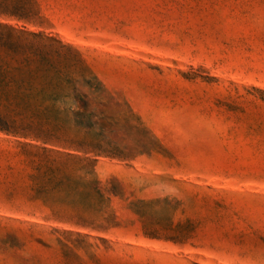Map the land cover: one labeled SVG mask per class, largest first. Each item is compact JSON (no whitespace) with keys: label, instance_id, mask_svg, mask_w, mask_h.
<instances>
[{"label":"rangeland","instance_id":"374dc122","mask_svg":"<svg viewBox=\"0 0 264 264\" xmlns=\"http://www.w3.org/2000/svg\"><path fill=\"white\" fill-rule=\"evenodd\" d=\"M14 1L67 98L0 117V264H264V0Z\"/></svg>","mask_w":264,"mask_h":264},{"label":"trees","instance_id":"16d2710c","mask_svg":"<svg viewBox=\"0 0 264 264\" xmlns=\"http://www.w3.org/2000/svg\"><path fill=\"white\" fill-rule=\"evenodd\" d=\"M14 5H23V2L15 0ZM6 14L21 19L16 13ZM42 41L52 42L53 39L26 31H18L0 24V117L13 113L36 112L47 103L52 106H46L45 109L52 110L57 103L67 98V96L60 95L64 91L62 85H53L51 82L45 81L44 83L39 82V79L46 80L51 71V68L45 67L49 60L44 55L43 51L47 46L42 45ZM60 47L65 49V46L61 44ZM78 98L86 107L84 97ZM75 115L81 118L88 117L85 114ZM0 130L8 132L1 127ZM86 152L95 154L92 165L91 162L88 164L94 174L96 158L103 153L102 151ZM95 183L99 184L98 181ZM60 186H63L62 182H60ZM92 192L100 199L103 198L100 189H93L88 193V196H91Z\"/></svg>","mask_w":264,"mask_h":264}]
</instances>
